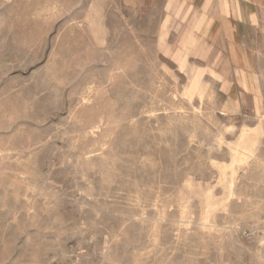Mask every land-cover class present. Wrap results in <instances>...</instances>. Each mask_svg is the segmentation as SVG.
I'll return each instance as SVG.
<instances>
[{
    "label": "rangeland",
    "instance_id": "1",
    "mask_svg": "<svg viewBox=\"0 0 264 264\" xmlns=\"http://www.w3.org/2000/svg\"><path fill=\"white\" fill-rule=\"evenodd\" d=\"M163 12L0 0V264H264V86Z\"/></svg>",
    "mask_w": 264,
    "mask_h": 264
},
{
    "label": "crops",
    "instance_id": "2",
    "mask_svg": "<svg viewBox=\"0 0 264 264\" xmlns=\"http://www.w3.org/2000/svg\"><path fill=\"white\" fill-rule=\"evenodd\" d=\"M173 1L160 0L163 15L189 18L185 23L188 30L201 34L206 44L226 43L221 47L226 58L220 77L224 86L230 90L239 87L241 95L260 96L264 86V0H179L184 3L182 12Z\"/></svg>",
    "mask_w": 264,
    "mask_h": 264
}]
</instances>
